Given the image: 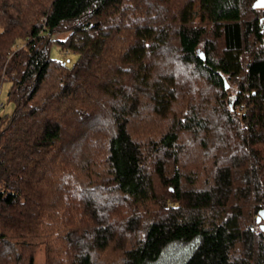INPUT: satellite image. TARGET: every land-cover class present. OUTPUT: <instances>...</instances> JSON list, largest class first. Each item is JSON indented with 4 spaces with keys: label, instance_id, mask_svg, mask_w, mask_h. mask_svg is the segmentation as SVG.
Here are the masks:
<instances>
[{
    "label": "trees",
    "instance_id": "16d2710c",
    "mask_svg": "<svg viewBox=\"0 0 264 264\" xmlns=\"http://www.w3.org/2000/svg\"><path fill=\"white\" fill-rule=\"evenodd\" d=\"M256 1L0 0V264H264Z\"/></svg>",
    "mask_w": 264,
    "mask_h": 264
},
{
    "label": "rangeland",
    "instance_id": "374dc122",
    "mask_svg": "<svg viewBox=\"0 0 264 264\" xmlns=\"http://www.w3.org/2000/svg\"><path fill=\"white\" fill-rule=\"evenodd\" d=\"M254 1L255 0H250L249 6H245L243 10L244 17L248 20L253 19L254 17L261 19L262 17V12L260 10L256 12L250 10V8H252ZM66 35L67 34H62V35L58 34L54 37V39H57V38L65 39ZM21 44L22 42H19V45ZM51 53L54 59L61 60L62 62H66L69 66L73 65L77 59V55H74L71 53L68 54L65 50L60 48L58 45H54L52 47ZM200 54H204L205 56V53L202 50H200ZM230 87H231L230 89L231 92L229 93L230 94L229 104L231 107H233L236 95H234L233 93L234 87L228 85V88ZM8 92H9V84H4L0 87V118L3 117L5 114H10L13 111V104L8 103V99H7ZM262 223H264V221H262ZM200 243H201L200 237L192 240L188 244L172 243L165 248L161 258L157 262L144 263V264H184L187 261V259L199 247ZM43 259L44 258H43L42 252H39L36 256L35 264H44Z\"/></svg>",
    "mask_w": 264,
    "mask_h": 264
},
{
    "label": "water",
    "instance_id": "95a60500",
    "mask_svg": "<svg viewBox=\"0 0 264 264\" xmlns=\"http://www.w3.org/2000/svg\"><path fill=\"white\" fill-rule=\"evenodd\" d=\"M254 7L255 8H264V0H257L254 3ZM200 56L202 57V59H205L204 54H200ZM262 221H264V210L260 211L259 216L257 218L258 223H261ZM261 229L264 231V223L261 224Z\"/></svg>",
    "mask_w": 264,
    "mask_h": 264
}]
</instances>
